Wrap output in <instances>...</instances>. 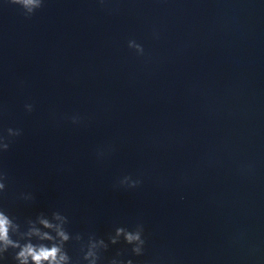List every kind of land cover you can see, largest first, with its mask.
I'll use <instances>...</instances> for the list:
<instances>
[{
  "label": "water",
  "instance_id": "obj_1",
  "mask_svg": "<svg viewBox=\"0 0 264 264\" xmlns=\"http://www.w3.org/2000/svg\"><path fill=\"white\" fill-rule=\"evenodd\" d=\"M9 128L0 209L62 226L73 264L138 224L143 255L121 237L98 264H264V0H43L30 17L0 0Z\"/></svg>",
  "mask_w": 264,
  "mask_h": 264
},
{
  "label": "clouds",
  "instance_id": "obj_2",
  "mask_svg": "<svg viewBox=\"0 0 264 264\" xmlns=\"http://www.w3.org/2000/svg\"><path fill=\"white\" fill-rule=\"evenodd\" d=\"M10 3L19 5L27 17L33 15L36 10L43 6V0H10ZM129 47L135 48L137 53H143L142 46L135 41H129ZM25 107L29 112L33 110L31 104L25 105ZM20 135V129H7V137L0 136V152H6L9 149L11 143L9 137ZM5 179L6 175L0 174V192L5 190ZM137 183L138 181H134L129 186L135 187ZM52 215L55 219H62L59 212H53ZM37 221L44 229H52L55 235L50 234L48 231H41L40 228L36 227ZM25 223L27 231H21V225L16 221V218L10 216L4 209H0V259H5L4 254L12 249L16 264H73L72 258L65 249V244L71 237L62 226L55 225L45 219L44 213L37 215L35 220L28 219ZM143 232V225L138 224L135 230L132 231L124 227H117L115 234L109 236L108 243L104 239H96L90 236L87 244L81 246L82 259L86 264H98L101 260L102 251L108 250L109 243L117 244L121 237L127 245L132 246L131 252L133 255L141 256L146 243ZM32 237H36L37 241L33 242ZM25 238H28L27 242L21 243ZM81 239L80 235H76L77 241ZM121 255L122 253L118 252L116 257L109 261V264H134L132 259H119L118 257ZM75 264H80V261L77 260Z\"/></svg>",
  "mask_w": 264,
  "mask_h": 264
}]
</instances>
